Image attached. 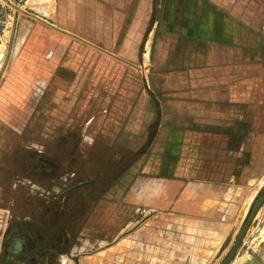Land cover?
Masks as SVG:
<instances>
[{
    "label": "crops",
    "instance_id": "crops-1",
    "mask_svg": "<svg viewBox=\"0 0 264 264\" xmlns=\"http://www.w3.org/2000/svg\"><path fill=\"white\" fill-rule=\"evenodd\" d=\"M19 1L39 23L0 52V264H219L264 191V36L210 0ZM104 99L130 164L69 221L78 174L39 128L60 149ZM229 264H264V204Z\"/></svg>",
    "mask_w": 264,
    "mask_h": 264
},
{
    "label": "rangeland",
    "instance_id": "rangeland-1",
    "mask_svg": "<svg viewBox=\"0 0 264 264\" xmlns=\"http://www.w3.org/2000/svg\"><path fill=\"white\" fill-rule=\"evenodd\" d=\"M0 0V52L4 55L2 60L5 59L6 51L9 49V45L11 44V40L13 38V31L15 29L18 30L22 29L25 25L29 23L25 21H31V23H39V20L33 15H28V11L21 8L22 3L19 0ZM149 1V0H147ZM214 3L217 7L225 10L227 13L231 14L235 20L242 24L248 25L252 27L254 32L260 36H264V0H210ZM24 13V14H23ZM11 23V24H10ZM24 24V25H23ZM29 24V25H30ZM5 61H2L0 64V84L2 83V79L5 74L6 69ZM110 70L113 73L123 72L124 68L123 65L119 64L118 62H113L109 65ZM125 66V65H124ZM130 67V68H129ZM137 67V68H136ZM147 65H127L126 72H134L136 71L137 74L141 73L144 75V72L147 70ZM104 71H107L104 67ZM147 75V74H146ZM144 77V76H143ZM78 89H85V82L76 81ZM128 82V81H127ZM103 83V84H102ZM93 86L102 88H116L118 86L117 80L113 79L108 85H106L105 81H101V79H97L96 76L92 81ZM84 94V91H81ZM81 95L77 97V104L85 105L86 103V96ZM111 101V100H110ZM106 102L105 99L103 103H99V107H97L93 112H89L87 115H94V123L92 124L93 128L87 126L85 122L86 120V113L84 111L78 113V125L75 128H68L63 127L59 135H62V146L61 148H57L52 141L53 136V127H47L45 129L39 128V131L43 134L42 136H46V139L42 138V141H46L45 144L46 148L49 150H60L63 152L62 162L63 168L70 169L73 168L77 171V179L79 181L77 196L75 199L69 201V207H67V216L68 220H72L73 218L79 219V222L82 219H85L87 215H89L93 208L92 206L97 203L99 199L102 198L103 190L107 188L108 184L104 187L101 182L98 184L97 181L103 180V182L108 181L110 184L114 183L117 180L118 175L124 171V168L128 166L130 161L129 154H125L123 152V148L121 144L117 143L118 140V129L111 125L109 129H101L103 123H107V118L110 116L111 118H115V113L113 115L109 114V112H98V108L106 106V108L111 109L112 103ZM109 104V105H108ZM80 107V106H79ZM87 116V117H88ZM104 119V120H101ZM83 123L84 126H81ZM110 124H112L110 122ZM80 126V127H79ZM38 128H28L23 129L26 132L23 134L24 136H30L32 141H36L35 138L38 134ZM3 133L0 131V137ZM35 134V135H34ZM5 135H13L11 132H5L3 138L6 137ZM57 136V134H56ZM91 137V138H90ZM88 138V139H87ZM51 139V140H49ZM90 139L94 140L92 143ZM103 141V142H102ZM4 145V144H3ZM5 148V145H4ZM56 148V149H55ZM71 153L77 159L70 160L66 159L64 154ZM104 174L109 173V176H102L101 173ZM99 174V175H98ZM95 181L94 185L89 184V182ZM261 193L258 195L257 199L254 202V206L257 203L258 199L260 198ZM78 203V205H75ZM77 206V207H76ZM253 206V208H254ZM252 208V209H253ZM248 216H246L245 220L239 226L237 232L232 238V241H229L227 247L223 250V256L219 264H223L226 260L229 252L231 251L236 239L242 230ZM246 250V247H244ZM250 252V251H249Z\"/></svg>",
    "mask_w": 264,
    "mask_h": 264
},
{
    "label": "water",
    "instance_id": "water-1",
    "mask_svg": "<svg viewBox=\"0 0 264 264\" xmlns=\"http://www.w3.org/2000/svg\"><path fill=\"white\" fill-rule=\"evenodd\" d=\"M5 2H7V1L5 0ZM262 204H264V191L261 192L260 198L258 199V201L255 204L254 208L249 213L248 218H247L242 230L240 231V233H239V235H238V237L236 239V242L234 243L231 251L229 252V254H228V256H227V258H226V260L224 261L223 264H229L231 262V260L233 259V257L235 255V253H236L241 241L243 240L247 230L249 229V227L251 225V222L253 221L254 216L256 215L257 211L260 209ZM229 241H230V238H228L225 241V243L223 245V248H225L228 245Z\"/></svg>",
    "mask_w": 264,
    "mask_h": 264
},
{
    "label": "bare ground",
    "instance_id": "bare-ground-1",
    "mask_svg": "<svg viewBox=\"0 0 264 264\" xmlns=\"http://www.w3.org/2000/svg\"><path fill=\"white\" fill-rule=\"evenodd\" d=\"M11 24V23H10ZM245 210V209H244Z\"/></svg>",
    "mask_w": 264,
    "mask_h": 264
}]
</instances>
